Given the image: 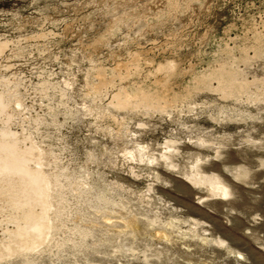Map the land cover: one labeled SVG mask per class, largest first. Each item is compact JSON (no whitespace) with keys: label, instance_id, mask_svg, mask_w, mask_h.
I'll return each instance as SVG.
<instances>
[{"label":"rangeland","instance_id":"rangeland-1","mask_svg":"<svg viewBox=\"0 0 264 264\" xmlns=\"http://www.w3.org/2000/svg\"><path fill=\"white\" fill-rule=\"evenodd\" d=\"M0 158V264H264V0H0Z\"/></svg>","mask_w":264,"mask_h":264},{"label":"bare ground","instance_id":"bare-ground-1","mask_svg":"<svg viewBox=\"0 0 264 264\" xmlns=\"http://www.w3.org/2000/svg\"><path fill=\"white\" fill-rule=\"evenodd\" d=\"M10 174H18L21 176L23 182L26 185H29L27 187L28 191L31 189L36 190V188L39 186V183L41 182V178L38 177L33 171L29 170L23 163L20 162H15V161H10V160H4L0 158V177L5 176V175H10ZM1 183V181H0ZM27 218L29 222L32 223V226L30 227H20L18 235L15 240L18 239L19 234H32L34 233L35 235L29 236L26 239V243L34 245L36 241V237L40 236L39 232V223L37 221L36 216L27 213ZM23 236V235H22Z\"/></svg>","mask_w":264,"mask_h":264}]
</instances>
